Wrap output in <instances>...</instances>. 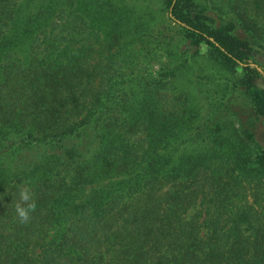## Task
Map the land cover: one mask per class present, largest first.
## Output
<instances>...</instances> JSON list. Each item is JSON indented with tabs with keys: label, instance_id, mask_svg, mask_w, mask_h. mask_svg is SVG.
Returning <instances> with one entry per match:
<instances>
[{
	"label": "trees",
	"instance_id": "16d2710c",
	"mask_svg": "<svg viewBox=\"0 0 264 264\" xmlns=\"http://www.w3.org/2000/svg\"><path fill=\"white\" fill-rule=\"evenodd\" d=\"M61 1L0 0V264H264V148L234 119L264 127V0H161L188 45L156 77L114 2ZM201 47L243 113L171 87Z\"/></svg>",
	"mask_w": 264,
	"mask_h": 264
},
{
	"label": "rangeland",
	"instance_id": "374dc122",
	"mask_svg": "<svg viewBox=\"0 0 264 264\" xmlns=\"http://www.w3.org/2000/svg\"><path fill=\"white\" fill-rule=\"evenodd\" d=\"M70 0H62L63 2H68ZM89 6L92 0H79ZM100 1V0H96ZM104 1V0H101ZM107 1V0H105ZM114 2V6L121 16L124 17L127 14V17L131 20L132 23H135L137 26H140L139 33L140 36L136 41H133L131 45H150L145 47L143 55L145 57H138V61L143 63V73L144 76H153L156 77L163 73L162 66L166 65L169 62V53L172 52L171 46L168 45H188L187 43L181 42V36L179 34V28L173 24L167 15V10L164 9L161 0H111ZM203 7L210 9L207 11L210 17L212 14L221 13L222 18L229 17L232 15L229 10L227 3L229 0H217L219 6L214 10V5L210 3L211 0H197ZM217 11V12H216ZM220 11V12H219ZM214 15V16H216ZM127 21H129V19ZM154 45V48H152ZM158 45H165L167 51L159 50ZM264 50V45H261ZM260 47V45H259ZM148 49L151 51L148 53ZM261 49V47H260ZM262 50V51H263ZM198 56L195 58L194 62L186 64L184 68L181 69L178 76L174 79V82L171 84L172 88H178L177 90L180 93H186L185 96L193 97L195 101L194 105H197L195 109L200 113V117L206 115L209 107L208 99L213 101V98L220 100L224 104L223 109L231 110V106L235 105L233 111L243 113V103L244 100L233 101L232 103L228 102V97L225 96L226 82L222 77L216 74V69L212 60L208 59L209 53L207 49L201 47L198 50ZM252 61H255L259 65L258 71L260 72V77L256 80V86L264 90V52L256 55L252 58ZM215 70H213V69ZM227 78H230L228 73H224ZM242 75V73H240ZM162 77V76H161ZM192 90L191 91L189 90ZM196 95H194V94ZM227 99V100H226ZM226 100V101H225ZM216 102H211L213 107ZM202 108L201 110L199 109ZM246 115V114H245ZM247 116V115H246ZM231 122H227L230 127L234 126V121L229 118ZM235 123L237 128L247 132V135L244 138L253 143L256 147L264 148V127L259 122L251 121L252 125H245L247 122L246 117H239ZM246 130V131H245Z\"/></svg>",
	"mask_w": 264,
	"mask_h": 264
},
{
	"label": "clouds",
	"instance_id": "9594fccd",
	"mask_svg": "<svg viewBox=\"0 0 264 264\" xmlns=\"http://www.w3.org/2000/svg\"><path fill=\"white\" fill-rule=\"evenodd\" d=\"M20 203L16 205V213L20 220L27 221L29 219V214L35 210V203L30 202L32 199L31 193L28 190L20 191Z\"/></svg>",
	"mask_w": 264,
	"mask_h": 264
}]
</instances>
